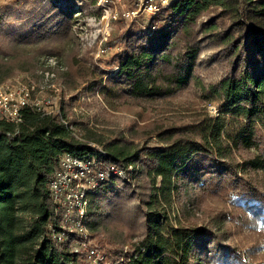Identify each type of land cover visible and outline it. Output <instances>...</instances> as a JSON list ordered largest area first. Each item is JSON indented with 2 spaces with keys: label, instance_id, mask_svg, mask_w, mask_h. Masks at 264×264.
Returning a JSON list of instances; mask_svg holds the SVG:
<instances>
[{
  "label": "trees",
  "instance_id": "16d2710c",
  "mask_svg": "<svg viewBox=\"0 0 264 264\" xmlns=\"http://www.w3.org/2000/svg\"><path fill=\"white\" fill-rule=\"evenodd\" d=\"M60 1L12 0L0 7V26L16 7L42 11L24 34L0 32L29 49L14 48L7 57L0 50V83L2 74L26 69L41 55L63 57L71 15L98 13L96 0ZM112 43L118 47L106 68L91 71L92 95L109 102L165 99L193 85L217 103L219 114L203 120L198 137L184 126L166 127L153 145L119 130L103 136L62 100L67 125L57 113L29 108L22 122L0 119V264H82L71 248L75 236L53 234L61 228L49 182L64 152L131 166L125 177L106 178L87 196L84 225L112 246L99 264H264V0H174L127 22ZM206 47L212 50L201 56ZM215 64L214 79L196 71ZM222 188L238 212L203 208L205 193ZM171 206L179 214L174 221ZM231 216L252 235L244 252L231 238ZM127 243L131 248L123 250Z\"/></svg>",
  "mask_w": 264,
  "mask_h": 264
},
{
  "label": "rangeland",
  "instance_id": "374dc122",
  "mask_svg": "<svg viewBox=\"0 0 264 264\" xmlns=\"http://www.w3.org/2000/svg\"><path fill=\"white\" fill-rule=\"evenodd\" d=\"M58 1L62 4L60 0ZM10 2L12 0H0V7ZM15 10V14L11 15L0 26V32L3 34L15 36L24 34L31 28L33 23L38 22L39 16L42 14L41 10H35L34 7H28L26 11L16 7L13 11ZM87 15L88 12L86 11H83L81 17H79V12L71 15V18H74L70 25L72 36L63 44V57L41 55L37 58L36 63L30 61L24 66L26 69L15 68L2 74V84L9 86L27 83L33 85L35 91L42 97H52V101L56 105L55 108H60V101L62 100L63 105L70 112H73L77 118L84 117V120H88V127L93 128L97 133L112 137L114 134H118L115 131L119 130L126 139L137 143L147 141L150 145L158 143L159 136L157 132L163 131L166 127L184 126L187 127L193 137H198L200 135L199 127L203 120L215 118L219 114L217 103L205 99L203 97L204 93L193 85L165 99L121 98L109 102L103 99L97 91L92 95L90 90L87 89L89 81L93 78L91 71L98 73L99 69L106 68L105 61L118 47L112 42L129 21L121 20L112 26L110 33L104 39L106 40V51L98 53L100 37L91 35L92 32H95L96 27L92 22L87 21ZM3 34H0V50L6 52V57L7 54L14 56V48H17V50L20 48L19 53L29 54V49L24 47L23 44L16 47L13 42H6ZM1 42H5V44L1 45ZM35 46V43L30 42V47L33 50H35ZM210 50H212V47L204 48L201 56H205ZM31 58H28V60H31ZM49 58H52L53 64L48 61ZM46 61L50 66L47 65ZM45 71H49L48 78L45 76ZM196 71L202 75L204 80H210L215 78L218 69L215 64L199 67ZM69 72L80 74V77L77 79L74 76H68ZM64 80H70V82L66 83ZM72 80H79V83H73ZM73 96H76V98L72 102L68 100L71 104L68 103L67 99ZM89 144L101 149L98 144L93 142ZM211 193L206 192L203 196L201 201L203 208L213 212L221 210L224 214L238 212L236 206L230 202V193L225 188L214 191L210 196ZM168 212L172 221L179 217L175 206H171ZM230 218L231 238L244 252L252 235L247 236L246 229L241 228L240 222L235 221L234 216ZM99 240L98 235H93L91 244L96 246L99 252L107 254L112 246L103 242V240ZM130 248L129 243L123 245V250ZM260 253L262 254L264 251H260Z\"/></svg>",
  "mask_w": 264,
  "mask_h": 264
},
{
  "label": "built area",
  "instance_id": "2783aa9c",
  "mask_svg": "<svg viewBox=\"0 0 264 264\" xmlns=\"http://www.w3.org/2000/svg\"><path fill=\"white\" fill-rule=\"evenodd\" d=\"M172 1L174 0H96L98 13L88 14L86 19L96 27L91 35L100 37L98 53L106 51L104 39L116 22L154 15ZM48 61L54 63L52 58ZM46 63L50 66L47 61ZM45 76L49 77V71H45ZM55 107L52 97H42L33 85L19 83L8 86L0 83V119L13 123L22 122L23 110L29 108L41 115L57 113L64 125H67L61 108ZM126 169H131V166L124 168L103 162L90 152H64L58 158L49 190L59 214L61 229L53 234L57 240L75 236L71 248L74 253H81L82 264H99L106 258L104 253L91 244L92 237L84 225L88 208L87 196L102 180L111 176L125 177Z\"/></svg>",
  "mask_w": 264,
  "mask_h": 264
}]
</instances>
